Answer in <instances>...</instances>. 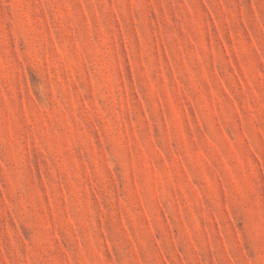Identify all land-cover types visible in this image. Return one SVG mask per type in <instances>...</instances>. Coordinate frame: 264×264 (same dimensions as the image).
Segmentation results:
<instances>
[{"label":"rangeland","instance_id":"obj_1","mask_svg":"<svg viewBox=\"0 0 264 264\" xmlns=\"http://www.w3.org/2000/svg\"><path fill=\"white\" fill-rule=\"evenodd\" d=\"M0 264H264V0H0Z\"/></svg>","mask_w":264,"mask_h":264}]
</instances>
